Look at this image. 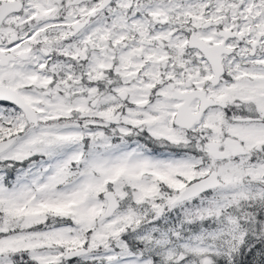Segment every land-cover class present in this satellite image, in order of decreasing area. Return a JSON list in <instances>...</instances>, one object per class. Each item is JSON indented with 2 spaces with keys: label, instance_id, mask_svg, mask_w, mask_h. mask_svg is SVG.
<instances>
[{
  "label": "snow or ice",
  "instance_id": "6c2138e0",
  "mask_svg": "<svg viewBox=\"0 0 264 264\" xmlns=\"http://www.w3.org/2000/svg\"><path fill=\"white\" fill-rule=\"evenodd\" d=\"M0 264H264V0H0Z\"/></svg>",
  "mask_w": 264,
  "mask_h": 264
}]
</instances>
